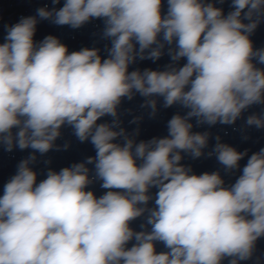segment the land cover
Returning a JSON list of instances; mask_svg holds the SVG:
<instances>
[{"label": "clouds", "instance_id": "1", "mask_svg": "<svg viewBox=\"0 0 264 264\" xmlns=\"http://www.w3.org/2000/svg\"><path fill=\"white\" fill-rule=\"evenodd\" d=\"M60 2L5 25L0 42V147L31 150L0 195V264L251 260L264 239V147L249 156L215 137L207 156L225 174L240 172L233 183L220 171L195 174L182 160L200 158L209 145V132L193 131V119L196 127L233 125L264 105V48L251 39L264 22V0H64L57 8ZM225 2L227 13L217 6ZM97 19L110 42L105 56L94 47L69 52L54 35L34 39L40 20L79 29ZM165 54L163 70H130ZM137 94L150 118L158 101L185 110L167 121L166 136L137 142L139 128L122 127L120 105ZM245 124L264 130V111ZM64 126L95 156L49 168L37 182L36 154L60 150ZM97 181L106 190L99 197L88 190Z\"/></svg>", "mask_w": 264, "mask_h": 264}]
</instances>
